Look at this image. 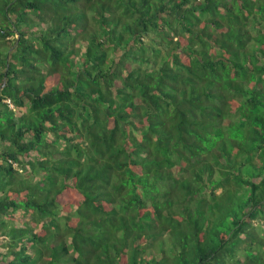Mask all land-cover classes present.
<instances>
[{
    "label": "trees",
    "instance_id": "obj_1",
    "mask_svg": "<svg viewBox=\"0 0 264 264\" xmlns=\"http://www.w3.org/2000/svg\"><path fill=\"white\" fill-rule=\"evenodd\" d=\"M264 0H0V264H264Z\"/></svg>",
    "mask_w": 264,
    "mask_h": 264
},
{
    "label": "rangeland",
    "instance_id": "obj_2",
    "mask_svg": "<svg viewBox=\"0 0 264 264\" xmlns=\"http://www.w3.org/2000/svg\"><path fill=\"white\" fill-rule=\"evenodd\" d=\"M256 228L261 234H264V224H262L261 222H258L256 225Z\"/></svg>",
    "mask_w": 264,
    "mask_h": 264
}]
</instances>
